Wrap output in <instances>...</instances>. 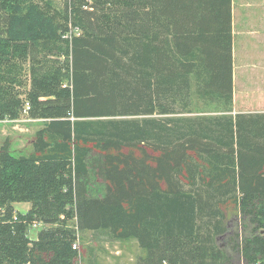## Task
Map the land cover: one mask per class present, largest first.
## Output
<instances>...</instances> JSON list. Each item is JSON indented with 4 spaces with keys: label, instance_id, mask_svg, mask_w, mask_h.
I'll return each instance as SVG.
<instances>
[{
    "label": "trees",
    "instance_id": "16d2710c",
    "mask_svg": "<svg viewBox=\"0 0 264 264\" xmlns=\"http://www.w3.org/2000/svg\"><path fill=\"white\" fill-rule=\"evenodd\" d=\"M43 2L0 0V121L26 100L42 120L31 154L0 147V264H75L83 231L135 240L144 264H264V114H230L232 1ZM191 77L222 114L186 116ZM225 206L247 236L227 234ZM35 221L50 226L31 240Z\"/></svg>",
    "mask_w": 264,
    "mask_h": 264
},
{
    "label": "rangeland",
    "instance_id": "374dc122",
    "mask_svg": "<svg viewBox=\"0 0 264 264\" xmlns=\"http://www.w3.org/2000/svg\"><path fill=\"white\" fill-rule=\"evenodd\" d=\"M50 1L51 4L45 6V2ZM45 2L38 4L46 13L54 15L63 11L66 0H45ZM234 35L235 36V61L236 66V78L235 85L233 84V105L232 112L236 110L237 112L241 111H257L260 110L259 106L251 105L250 98V81H249V72L251 69H254L255 66L251 62L264 61V18H241L242 11H251V12H264V0H234ZM244 28H242L243 26ZM251 33L248 34V32ZM244 34V35H243ZM242 35V37L238 38ZM247 35V36H246ZM241 44V45H240ZM48 60V61H47ZM55 60L53 56H46L45 61L49 65L50 61ZM63 59H59L62 62ZM252 60V61H251ZM245 64L246 66L240 65ZM22 67V80L24 85L20 88V91L26 90L30 87V64L28 61H25L20 64ZM239 66V67H238ZM243 70L242 75H246L244 78L239 74ZM70 73L68 69L61 71V89L69 90V80ZM192 79V100H193V113L186 116H195L198 114L203 115H213L217 116L223 112L216 110L213 105L205 104L200 97L196 95L198 79L191 77ZM235 90V91H234ZM20 98L25 99L23 95H20ZM25 102H28L27 100ZM20 120L25 119L26 115L24 112L21 114ZM13 122L10 121L5 124L4 129L10 128V131L13 132L12 135L0 133V147L4 144L8 146V150L13 155H29L34 151L33 143L35 141V134L37 129H31L25 132H19L17 130H12L11 127ZM22 122V121H21ZM30 129V128H29ZM15 211L25 214L29 208V203H15L13 204ZM225 215H226V226L227 234L238 236L239 239H242L244 236L248 235V230L242 220V214L238 211L237 208L232 206H225ZM75 225L74 219H70L66 223V227L73 228ZM38 232L32 231L31 238L35 239V236ZM227 237L221 238L218 240V244L225 242ZM77 245L75 249L77 252V257L75 264H144V258H146V253L141 248L139 249L138 244L135 240H114L104 233H91V232H76V239L74 242ZM233 264H245L240 257V254L235 250L233 254Z\"/></svg>",
    "mask_w": 264,
    "mask_h": 264
},
{
    "label": "crops",
    "instance_id": "0c3cea01",
    "mask_svg": "<svg viewBox=\"0 0 264 264\" xmlns=\"http://www.w3.org/2000/svg\"><path fill=\"white\" fill-rule=\"evenodd\" d=\"M232 1V36L234 35V0H231ZM242 11V14H241V18H259V19H263L264 18V12H261V11H257V12H251V11ZM243 26V25H242ZM244 28V26L242 27ZM249 33H251V31L248 32L247 35H249ZM244 35V34H243ZM246 35V36H247ZM239 36V35H237ZM242 37L239 36L237 37L240 38ZM235 36H233V84L235 85V78H236V66L234 64V61H235ZM241 45V44H240ZM252 61V60H251ZM251 64H253L255 66L254 69H251V72H249V83H250V100H251V105H255V106H259L260 107V110H257V111H244V112H237L236 110H233V112H231L230 114L234 117L238 114H241V115H262L264 114V61H260L259 59L257 61H254V62H251ZM243 67V66H246L245 64H241L240 67ZM239 67V66H238ZM242 72L243 70H241L239 72V74L241 76H243L244 78L246 77V75H242ZM28 89V88H27ZM235 91V90H234ZM23 112H24V107H23ZM26 115L25 119H22L20 120V118H23V117H20L16 120H12V121H16V122H13L14 124H12V126H9L11 127L12 130H17L19 132H27L29 130H33V129H37L36 132L38 130H40L42 128V120L41 119H33L31 117H29L26 112L24 113ZM22 121V122H21ZM10 121H7V122H1L0 123V133L3 134H7L9 133V135H12L13 132L10 131V128H7V129H4V126L5 124L3 123H8ZM30 128V129H29ZM34 131V130H33ZM1 135V134H0Z\"/></svg>",
    "mask_w": 264,
    "mask_h": 264
},
{
    "label": "built area",
    "instance_id": "2783aa9c",
    "mask_svg": "<svg viewBox=\"0 0 264 264\" xmlns=\"http://www.w3.org/2000/svg\"><path fill=\"white\" fill-rule=\"evenodd\" d=\"M71 34L79 35V30H78V29H77V30H76V29H75V30H72V31L69 33V36H71ZM69 36H68V34H67V35H64L63 38H67V37H69ZM29 109H30V105L28 104V102H25V103H24V113H25V112L27 113V112L29 111ZM1 122H7V121H0V123H1ZM61 219H64V217H61ZM49 226H50V225L45 224V223H42V222H37V221L33 222V223L30 225L29 239L32 240V238H31L32 236H30L32 231L39 232L40 230H42V229H44V228H47V227H49ZM36 238H37V234H36L34 240H36ZM72 248L75 250V249L77 248V245L74 243L73 246H72ZM28 264H30V263H28Z\"/></svg>",
    "mask_w": 264,
    "mask_h": 264
}]
</instances>
